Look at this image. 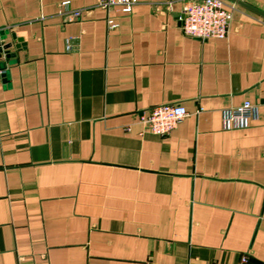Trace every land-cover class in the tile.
Here are the masks:
<instances>
[{
    "label": "crops",
    "instance_id": "obj_1",
    "mask_svg": "<svg viewBox=\"0 0 264 264\" xmlns=\"http://www.w3.org/2000/svg\"><path fill=\"white\" fill-rule=\"evenodd\" d=\"M185 1L109 29L98 0H0V264H264V18L202 40ZM247 99L259 117L225 129ZM166 103L189 115L153 134L138 113Z\"/></svg>",
    "mask_w": 264,
    "mask_h": 264
},
{
    "label": "built area",
    "instance_id": "obj_2",
    "mask_svg": "<svg viewBox=\"0 0 264 264\" xmlns=\"http://www.w3.org/2000/svg\"><path fill=\"white\" fill-rule=\"evenodd\" d=\"M138 0H98V5L108 12L109 29L119 26V21L112 12L130 14ZM69 1L63 2L67 6ZM240 5L229 0H186L183 13L179 17L181 28L186 35L207 40L210 38H227L235 12ZM82 15L81 9L68 13V20H77ZM1 31V29H0ZM202 108L199 109V112ZM260 114V104L244 100L240 105L223 110L225 129H238L249 125ZM189 115V110L181 103H166L153 106L138 113L139 121L145 129L153 134L165 136L170 134L178 123ZM243 256L241 264L247 262Z\"/></svg>",
    "mask_w": 264,
    "mask_h": 264
},
{
    "label": "water",
    "instance_id": "obj_3",
    "mask_svg": "<svg viewBox=\"0 0 264 264\" xmlns=\"http://www.w3.org/2000/svg\"><path fill=\"white\" fill-rule=\"evenodd\" d=\"M240 6H243L245 8H247L248 10H251L253 12H255L256 14L260 15L261 17L264 18V10H261L251 4H249L248 2L244 1V0H230ZM9 32H6L4 30L0 31V54H5L7 59H10L11 57L15 56L14 53H12L10 51L13 43L12 42H5V40L8 37ZM12 37L17 39L19 42L16 44L17 48H20L21 46V42H23V39L21 37H17L16 34H12ZM5 63L6 62H1L0 63V77L3 78L4 82L8 81V72L5 69Z\"/></svg>",
    "mask_w": 264,
    "mask_h": 264
}]
</instances>
